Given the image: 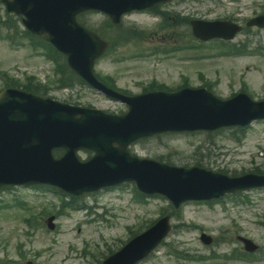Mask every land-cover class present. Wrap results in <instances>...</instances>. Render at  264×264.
<instances>
[{
  "label": "rangeland",
  "instance_id": "374dc122",
  "mask_svg": "<svg viewBox=\"0 0 264 264\" xmlns=\"http://www.w3.org/2000/svg\"><path fill=\"white\" fill-rule=\"evenodd\" d=\"M161 9L204 19L232 16L244 23L256 14L264 13V0H172ZM0 17L5 19L1 3ZM106 18L96 11L82 17L95 28ZM159 22L160 18L148 11L124 15L123 31L132 24L140 29L155 30V35L144 45L156 48V53L148 51L140 56L131 44L97 61L95 71L103 76L110 74L118 87L132 93H140L153 79L173 89L185 81L191 87H198L207 80H215L211 92L218 98H229L245 87L254 100L264 99V29L249 27L248 31L238 34L232 43L245 44L249 53L228 56L215 54L217 43L205 48H186V45L196 43L188 25L176 24L168 36V31L157 28ZM170 47L175 49H167ZM52 67L31 50L26 39L19 38L12 44L0 36V89L5 87L2 72L16 78H22L26 73L34 74L41 81L44 75L46 80L48 76L53 78ZM66 90L52 85L47 95L109 112L126 108L82 84ZM234 129L222 128L211 132L210 137L206 132L163 134L136 141L129 150L139 157L168 158L169 163L179 166L199 163L229 176L257 170L264 173V120L243 128L239 141L231 136ZM240 134L236 130V135ZM91 155L89 150L78 152L82 160ZM135 191L133 184L123 183L83 194L79 203L87 204V209L66 210L56 218L58 228L55 233L39 228L30 236L25 234L28 227L22 220L27 212L17 206L2 208L0 205V264H5L6 260L20 264H98L108 248L116 249L133 232L146 229L148 222L158 218L170 205L161 195L144 196L143 201H139ZM0 199L3 204L13 205L16 199L26 202L37 214V220L43 221L48 216L39 218L46 208L51 213L60 211V197L50 189H6ZM243 200L257 203L259 214L253 216L248 205L241 202ZM179 212L178 217H171L173 225L184 221L194 226L173 227L159 249L139 264H264V254H257L259 260L252 261L226 258L232 250L244 251L237 235L253 240L259 246L258 253L264 251V189L224 195L217 200L187 201L181 204ZM202 232L212 237L211 244L205 245L200 240ZM17 246L23 257L17 254ZM173 250L180 251L182 257L173 256ZM198 255L204 259L193 261Z\"/></svg>",
  "mask_w": 264,
  "mask_h": 264
},
{
  "label": "water",
  "instance_id": "95a60500",
  "mask_svg": "<svg viewBox=\"0 0 264 264\" xmlns=\"http://www.w3.org/2000/svg\"><path fill=\"white\" fill-rule=\"evenodd\" d=\"M154 1L156 0H145L140 5H148ZM130 3L133 2H130V0H23L21 2V7L28 16L31 24L41 29H47L51 33L55 43L68 54L70 63L74 66V68L81 71L87 69L94 55L102 50V42L92 33L76 25L74 22L75 12L87 7H97L109 12L113 19L117 22L119 13L122 10L129 8ZM9 5L11 8H15L14 2L10 3ZM148 98L150 100L148 107L154 108L156 105L152 103L151 94L134 99L130 98L128 101L131 103V108L136 106L138 103L141 106H147ZM2 99L3 96L1 97V100ZM18 107L24 113L25 108L29 109V113L31 115H35L36 113V108L34 109L30 103L19 104ZM151 108L140 110L138 111V114L130 113L128 116H126V118H124V120L131 121L135 124H141L147 119V117L151 116ZM6 109L7 110H4V112L8 116L7 120L4 116L3 121V112L0 111V139L5 140L8 139L9 135L14 138L18 137L20 132H18L15 128L16 121L19 123V126H24V128H28V126L35 127V124L39 122L45 132H51L55 135H65L76 134L80 128H83L84 121L82 119H85L83 117L80 124L77 126L68 124L70 115L75 116L76 113L67 107H59L56 104H52L50 102L43 103V105L38 110V118L34 116L33 119L30 120L24 115L20 114L14 108L6 107ZM168 111L170 112L169 115L173 116H175L177 112L173 109H169ZM152 115L154 119V114ZM102 120L106 125L109 123V121H111L109 119ZM27 122L28 125H26ZM29 130L32 132L31 135H28L29 138H42L44 141H46L48 137L46 133H43L44 135L42 137H36V132L31 129ZM82 134L85 136H82L80 140L84 142L90 143L92 142V137L93 140H97L98 138V135L95 133L87 134V132L84 131ZM62 140L67 142L68 145L71 144V140H68L67 136H65ZM12 141H16V139H13ZM2 150L3 149L0 148V154ZM38 157L39 155L35 151V155L28 159L27 162L31 159L35 160ZM143 169L144 162L135 165L133 176L136 177V175ZM35 171L36 170L30 168L22 170H5L2 172V174L4 176H10L9 179L14 180L17 179V175H28L34 173ZM86 177L87 176L85 174L79 173L76 176V180L83 181L86 180ZM211 195H217V193L207 194V196ZM191 196L194 195H190L189 192L185 191L181 192L180 194L175 193V197L179 198V200ZM164 232L165 229L161 228L159 230H151L147 233H144L142 236L137 238L135 245L132 244L128 246L122 252L117 253V256L122 255L126 257V261L123 264L133 263L136 259L142 257L154 245L155 241H159L165 234ZM206 241H209V239L206 238ZM134 248H136L138 251H132Z\"/></svg>",
  "mask_w": 264,
  "mask_h": 264
},
{
  "label": "bare ground",
  "instance_id": "6f19581e",
  "mask_svg": "<svg viewBox=\"0 0 264 264\" xmlns=\"http://www.w3.org/2000/svg\"><path fill=\"white\" fill-rule=\"evenodd\" d=\"M92 145L95 146V147H97L98 149H100L99 143L97 141L92 142Z\"/></svg>",
  "mask_w": 264,
  "mask_h": 264
}]
</instances>
